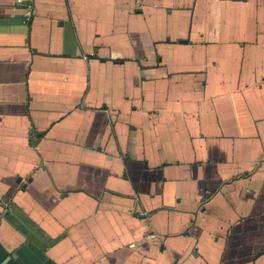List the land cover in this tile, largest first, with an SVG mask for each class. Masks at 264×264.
I'll list each match as a JSON object with an SVG mask.
<instances>
[{"label": "crops", "instance_id": "0c3cea01", "mask_svg": "<svg viewBox=\"0 0 264 264\" xmlns=\"http://www.w3.org/2000/svg\"><path fill=\"white\" fill-rule=\"evenodd\" d=\"M0 264H264V0H0Z\"/></svg>", "mask_w": 264, "mask_h": 264}, {"label": "water", "instance_id": "95a60500", "mask_svg": "<svg viewBox=\"0 0 264 264\" xmlns=\"http://www.w3.org/2000/svg\"><path fill=\"white\" fill-rule=\"evenodd\" d=\"M21 16V15H20ZM23 17V16H22Z\"/></svg>", "mask_w": 264, "mask_h": 264}, {"label": "built area", "instance_id": "2783aa9c", "mask_svg": "<svg viewBox=\"0 0 264 264\" xmlns=\"http://www.w3.org/2000/svg\"><path fill=\"white\" fill-rule=\"evenodd\" d=\"M19 3V2H18Z\"/></svg>", "mask_w": 264, "mask_h": 264}]
</instances>
